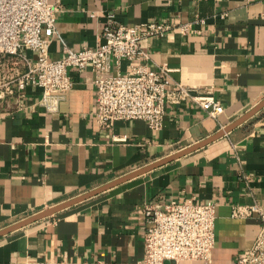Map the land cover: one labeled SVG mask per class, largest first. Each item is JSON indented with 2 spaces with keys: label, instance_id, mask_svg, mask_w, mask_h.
<instances>
[{
  "label": "crops",
  "instance_id": "obj_1",
  "mask_svg": "<svg viewBox=\"0 0 264 264\" xmlns=\"http://www.w3.org/2000/svg\"><path fill=\"white\" fill-rule=\"evenodd\" d=\"M108 13L169 25L140 41L149 67L167 66L171 84L209 91L223 111L211 117L187 99L166 105L159 129L143 120L103 128L90 66L69 68L73 85L54 111L31 85L0 98V229L192 145L264 98V0H61L48 59L96 47ZM127 69L110 60L112 72ZM171 200L213 202L215 241L208 263L164 264H237L260 220L232 208L264 205V106L186 155L3 235L0 264H141L144 209Z\"/></svg>",
  "mask_w": 264,
  "mask_h": 264
},
{
  "label": "built area",
  "instance_id": "obj_2",
  "mask_svg": "<svg viewBox=\"0 0 264 264\" xmlns=\"http://www.w3.org/2000/svg\"><path fill=\"white\" fill-rule=\"evenodd\" d=\"M60 4L61 0H0V65L7 67L2 76L0 98L31 85L41 89L43 107L54 111L73 85L69 68L82 71L90 66L96 88L94 117L103 128H111L116 121L143 120L148 127L159 129L166 105L187 99L211 117L222 113L223 107L209 91L202 93L196 86L180 82L171 84L170 68L165 65L149 67L148 54L141 49L140 41L167 31L170 27L163 23L125 25L117 22L113 13H108L96 47L78 50L65 47L64 57L49 60L48 47L55 33ZM194 22H203V19ZM187 28V24H182L179 31L185 32ZM111 59L116 63L126 60L128 69L112 72ZM231 214L234 217L256 215L260 220L258 233L237 264H264V205H236ZM144 215L141 264L210 262L215 241L213 202L171 200L145 207Z\"/></svg>",
  "mask_w": 264,
  "mask_h": 264
},
{
  "label": "water",
  "instance_id": "obj_3",
  "mask_svg": "<svg viewBox=\"0 0 264 264\" xmlns=\"http://www.w3.org/2000/svg\"><path fill=\"white\" fill-rule=\"evenodd\" d=\"M264 106V98L261 99L258 103H256L252 108H250L249 110H247L246 112H244L242 115H240L238 118H236L235 120H233L232 122L228 123L227 125H225L224 127L220 128L219 130H217L216 132H214L213 134L205 137L204 139L189 145L183 149H180L179 151L168 155L167 157H164L162 159L156 160L146 166H143L141 168H138L130 173H127L126 175H123L117 179H114L104 185H101L95 189H92L90 191H87L83 194H80L78 196H75L73 198H70L68 200H65L61 203H58L56 205L50 206L48 208H45L37 213H34L18 222H15L11 225H8L2 229H0V237H2L3 235L8 234L9 232H12L16 229H19L21 227H24L36 220H39L41 218L50 216L64 208H67L69 206H72L78 202H81L91 196H94L96 194H98L99 192H102L108 188H111L121 182H124L130 178H133L135 176H138L140 174H143L153 168H156L158 166H161L167 162H170L176 158H179L183 155H186L220 137H222L223 135H225L226 133H228L229 131H231L234 127H236L237 125H239L240 123H242L243 121H245L246 119H248L249 117H251L253 114H255L258 110H260L262 107Z\"/></svg>",
  "mask_w": 264,
  "mask_h": 264
},
{
  "label": "rangeland",
  "instance_id": "obj_4",
  "mask_svg": "<svg viewBox=\"0 0 264 264\" xmlns=\"http://www.w3.org/2000/svg\"><path fill=\"white\" fill-rule=\"evenodd\" d=\"M6 70H7V67L0 66V85L2 82V76L5 73L4 71H6ZM0 89H1V86H0Z\"/></svg>",
  "mask_w": 264,
  "mask_h": 264
}]
</instances>
